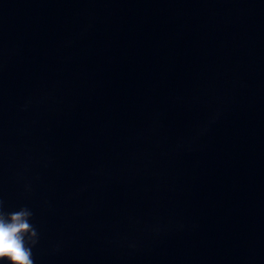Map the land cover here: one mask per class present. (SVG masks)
I'll list each match as a JSON object with an SVG mask.
<instances>
[{"label":"water","instance_id":"obj_1","mask_svg":"<svg viewBox=\"0 0 264 264\" xmlns=\"http://www.w3.org/2000/svg\"><path fill=\"white\" fill-rule=\"evenodd\" d=\"M0 264H264V0H0Z\"/></svg>","mask_w":264,"mask_h":264}]
</instances>
